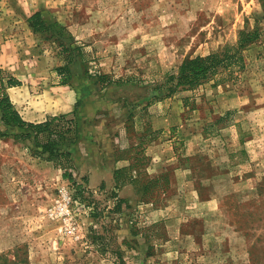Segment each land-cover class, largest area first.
Wrapping results in <instances>:
<instances>
[{"label":"rangeland","instance_id":"obj_1","mask_svg":"<svg viewBox=\"0 0 264 264\" xmlns=\"http://www.w3.org/2000/svg\"><path fill=\"white\" fill-rule=\"evenodd\" d=\"M37 12L47 32L30 27ZM0 32L17 44L31 111L49 96L72 108L37 139L0 123V264H264V0H0ZM242 32V69L160 88ZM157 116L174 118L156 128ZM63 185L78 201L71 233L48 217Z\"/></svg>","mask_w":264,"mask_h":264},{"label":"trees","instance_id":"obj_2","mask_svg":"<svg viewBox=\"0 0 264 264\" xmlns=\"http://www.w3.org/2000/svg\"><path fill=\"white\" fill-rule=\"evenodd\" d=\"M30 27L33 32L44 33L49 29L46 24L41 21L40 12H37L28 19ZM253 33H240L239 39L235 45L226 47L223 51L218 53H212L207 56H197L195 58H189L184 60L178 68L175 74H166L163 79V84L160 88L167 90V96H171L179 90L194 89L212 77L217 75L221 70L231 71L233 69H242L244 67V50L248 44L252 42ZM61 54L68 53L65 58L66 63L64 66L58 68V73L62 76L60 84H68L71 80L70 65L72 64V58L69 54L68 48L65 44H61ZM71 53V52H70ZM3 71L0 69V115L2 123L10 128H16L25 132L26 136L35 133V139L38 135L47 130L49 123L33 124L22 120L19 113L13 108L9 98L6 95V87H13L18 85V81L14 78H6L7 83H4L5 77H3ZM98 83L111 84V82H105L107 76H98ZM51 134L52 133H49ZM56 140L51 136L46 144H42L40 147L43 152L49 153L51 156L57 152ZM67 156L66 154H63Z\"/></svg>","mask_w":264,"mask_h":264},{"label":"crops","instance_id":"obj_3","mask_svg":"<svg viewBox=\"0 0 264 264\" xmlns=\"http://www.w3.org/2000/svg\"><path fill=\"white\" fill-rule=\"evenodd\" d=\"M1 37H2V32H0V38ZM16 45L17 44L12 41H3L0 39V69H2L3 71L6 70L10 72L12 78H14L16 81L19 82L18 85H15L13 87H6L5 92L13 108L19 113L22 120L29 122V123H33V124L35 123L38 124V123L45 122L47 119H49V117H56L59 115H68L69 113H71L72 112L71 106L64 105L63 98L55 97V98L50 99V96L47 98L46 105H44L45 107L44 108L42 107L40 112L36 113V112L31 111L30 107H28L29 96L27 95V89H28L27 72H24V74L22 73L20 75H18V72L16 73L14 72V71L21 70L19 68V64L21 63V61L19 60V55L17 54V51H16L17 48H15ZM4 83L5 84L7 83L6 79H4ZM65 92L66 94L72 93V95H76L77 97V94L74 92V90L69 87H68V90H65ZM71 101H73L72 102L73 104L75 103L74 98H71ZM172 118L174 117L173 116H169L166 118L160 117V116L154 117L153 125L156 128L166 127V125H171ZM0 123L3 124L1 121V115H0ZM98 133H100L99 129H98ZM107 138L110 140V142H116V137L114 135L112 136L109 135V137ZM89 139H90V142H92V139L91 138ZM100 139H101V135H100ZM88 141L89 140H87V137H84V142H88ZM100 144L101 143H99V146ZM103 149L101 150V153L98 154L100 165L96 167H92V170H94V172L89 174L90 184L88 187L93 188V189H97L98 187L96 186H98L99 183L103 184V182L106 181L104 177L105 173L103 174V176H101L100 174L105 165V159L103 160V157H102V154L104 152ZM110 162L112 164L111 166L112 171L117 169L116 160L114 161L115 166L112 161ZM112 175H111V178H112ZM111 178L108 177L109 181L111 180Z\"/></svg>","mask_w":264,"mask_h":264},{"label":"built area","instance_id":"obj_4","mask_svg":"<svg viewBox=\"0 0 264 264\" xmlns=\"http://www.w3.org/2000/svg\"><path fill=\"white\" fill-rule=\"evenodd\" d=\"M58 198L56 200L55 206L48 213V217L51 220L63 221L64 230L67 233H71L73 228L72 217L70 216L72 208L78 204V201L73 198L72 191L67 185H63L58 189ZM79 229V226H76ZM81 229V226H80Z\"/></svg>","mask_w":264,"mask_h":264}]
</instances>
